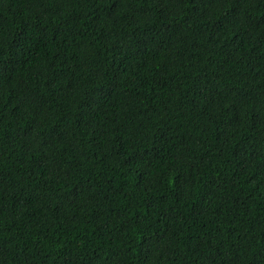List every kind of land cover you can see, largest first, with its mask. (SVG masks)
<instances>
[{
  "label": "trees",
  "instance_id": "trees-1",
  "mask_svg": "<svg viewBox=\"0 0 264 264\" xmlns=\"http://www.w3.org/2000/svg\"><path fill=\"white\" fill-rule=\"evenodd\" d=\"M0 264H264V0H0Z\"/></svg>",
  "mask_w": 264,
  "mask_h": 264
}]
</instances>
